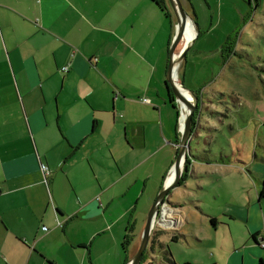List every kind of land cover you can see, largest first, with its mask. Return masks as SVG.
Segmentation results:
<instances>
[{
    "label": "crops",
    "instance_id": "0c3cea01",
    "mask_svg": "<svg viewBox=\"0 0 264 264\" xmlns=\"http://www.w3.org/2000/svg\"><path fill=\"white\" fill-rule=\"evenodd\" d=\"M182 2L196 31L178 68L186 87L189 55L207 57L196 41L212 30L204 33L196 9L211 5ZM176 24L152 0H0V264H127L135 256L179 151L166 83ZM229 38L213 50L223 61ZM204 85L186 87L202 111L218 97L229 105L195 118L194 135L212 131L216 140L213 160L190 157L208 146L190 148L177 187L195 179L198 198L182 206L169 192L149 242L167 246L170 264L179 263L166 231H175L174 244L194 238V264H264V130L253 134L233 91L213 88L212 98ZM184 207L209 219L215 235L224 228V239L187 229L195 219Z\"/></svg>",
    "mask_w": 264,
    "mask_h": 264
},
{
    "label": "rangeland",
    "instance_id": "374dc122",
    "mask_svg": "<svg viewBox=\"0 0 264 264\" xmlns=\"http://www.w3.org/2000/svg\"><path fill=\"white\" fill-rule=\"evenodd\" d=\"M209 4L211 7L204 2V7L196 9L199 19L197 22L202 24L204 33L206 34L210 28L212 29L209 34L201 36L196 41L197 48L205 51L207 57H196L193 59L190 53L188 68L193 71V75L189 73L190 78L186 83V87L189 84H205L206 91L210 93L213 92V88L227 93L233 91L244 102L245 109L243 111L246 118L249 119V126L253 129L254 134L257 129L258 131L264 130V100L261 99L262 96L264 98V0H210ZM169 5L173 14L172 20L177 23V16L170 2ZM185 9L188 13L191 12L188 11L187 7ZM229 35L228 44L233 50L225 52L223 61L221 57L215 53L213 54V52L216 49H220L221 44ZM182 47L183 43L180 49ZM208 50H211V52H208ZM177 77L180 84H183L179 69ZM208 87H210L209 90ZM189 89L194 91L193 89L195 88ZM213 94L211 93L212 98L215 97ZM218 98L220 99L221 97ZM228 98L233 104V98L231 96H228ZM175 101L180 109L179 102ZM183 120L184 117H182ZM193 138L190 142L192 153L199 147L212 145L211 142L214 139L213 136L207 134L204 130L201 131L199 136ZM220 139L224 140L225 138L221 137ZM253 141H255L254 138ZM190 154L191 152H189V156ZM176 158L177 154L174 163ZM225 172L223 171L222 173L226 174ZM225 178L227 179V177ZM207 182H211V180H205L203 183ZM185 185L188 189L182 190L175 187L170 190L171 194L178 197L176 201L182 206H185L189 201V196L195 199L198 198L197 186L199 185L196 180L188 179ZM208 186L213 187V185ZM204 195L205 193L200 196ZM166 199H169L168 196ZM205 206L208 208V205ZM183 209L192 213L195 219L194 222L186 225L187 229H191V231L201 236H207L208 241H222L224 239V236H226L224 228H221L223 231L220 236L215 235L209 219L201 220V216L197 211L189 209V207H184ZM174 232L166 231L164 240L172 246L171 251L175 261L179 264L184 261H190L194 264L195 260L201 258V254H198L199 251L196 249L194 238L182 237L179 244H174L169 238ZM183 234L186 235L187 233ZM141 243L142 240L140 245ZM172 248H174L175 252ZM166 257L165 249L161 245L150 241L144 252V262L142 261L143 263L141 264H170L166 261Z\"/></svg>",
    "mask_w": 264,
    "mask_h": 264
},
{
    "label": "water",
    "instance_id": "95a60500",
    "mask_svg": "<svg viewBox=\"0 0 264 264\" xmlns=\"http://www.w3.org/2000/svg\"><path fill=\"white\" fill-rule=\"evenodd\" d=\"M169 2L175 11V15L177 16V24H176V32H175V35L173 37V40L169 48V63H168V69H167L166 83L171 88V91L173 92V96L175 100H177L180 104V109H179L180 117H182L181 101L186 103L189 110L184 119L183 130L181 132V138L179 140V151H178L177 158H176V161L173 167V169L175 170V178L172 183L170 184L165 183L164 187L157 195V198L155 202L153 203V205L151 206L149 213H148L142 243L137 253L135 254V256L130 261H128L127 264H140L142 257L144 255V252L148 246L155 221L157 220L158 222L163 221L162 218L160 217V214H161L163 205L166 203L165 201L166 196L169 194L170 190L179 186L180 179L183 175V170L185 167L186 159L187 157H189V152L191 148L190 142L192 138L194 137L193 117L197 109L198 98L195 95V93L192 91L190 92L193 95L194 101L187 98L181 92L180 88L177 86L174 76H175V73L177 74L179 64L186 56V53L190 47L189 43H185L182 49H180L182 42L186 35V30L189 25V21H191L194 24V26H195V22L193 21V19L191 18L187 10L185 9V6L182 0H169ZM195 38L196 36L191 40V43L194 42ZM181 85L183 86L184 89H187L183 84Z\"/></svg>",
    "mask_w": 264,
    "mask_h": 264
},
{
    "label": "trees",
    "instance_id": "16d2710c",
    "mask_svg": "<svg viewBox=\"0 0 264 264\" xmlns=\"http://www.w3.org/2000/svg\"><path fill=\"white\" fill-rule=\"evenodd\" d=\"M153 2H155V4L158 6V8L164 13V15L167 17V18H170L172 19L173 17V14L171 12V9H170V5H169V2L168 0H152ZM173 93V92H172ZM171 93V98L173 100V103H174V106L175 108L177 109V116H178V119L180 118V113H179V108L176 104V101H175V98L174 96L172 95ZM195 95L197 96V98L199 99V96L198 94L195 93ZM215 104H217L218 106H216V108L214 109L213 105H211L213 108H207V107H204L203 111H202V108L200 107L199 105V101L197 102V109L195 111V114H194V117H193V135L194 133L196 132V124H197V119L196 116L198 114L201 115L202 112H204V115H214V114H222L224 113L223 111H225L227 108H229L228 106L229 105H223L221 104V102H219V98L216 99V102ZM227 107V108H226ZM206 133H212V131H206ZM201 134V133H200ZM200 134H197V135H194V137L196 136H199ZM220 140V139H219ZM216 141V140H215ZM215 141L214 139L212 140L211 144L212 145H209L206 149H201V151H199V154L195 153V154H191V158L193 159H196V160H203V161H210V160H213V155L210 153L209 151V148H211L214 144H215ZM190 157H187L186 159V162H185V167H184V172H183V175L180 179V183L179 185L182 184V182L185 180V178L187 177V172H188V168H189V164H190ZM259 196L261 198H264V182H263V185H262V188L260 190V193H259ZM176 238V237H174ZM125 241L127 242L128 241V236L125 238ZM161 247L163 249H165L167 255L170 256V250L167 248V246H165L164 244L161 243ZM144 256V255H143ZM182 264H192L191 262H184ZM260 264H263L262 262H260Z\"/></svg>",
    "mask_w": 264,
    "mask_h": 264
},
{
    "label": "bare ground",
    "instance_id": "6f19581e",
    "mask_svg": "<svg viewBox=\"0 0 264 264\" xmlns=\"http://www.w3.org/2000/svg\"><path fill=\"white\" fill-rule=\"evenodd\" d=\"M195 36H196L195 26H194V24L191 21H189V25L187 27L186 35H185V38H184L185 39V43H189ZM185 43H184V45H185ZM177 56H178V54H177ZM174 78H175V82H176L177 86L180 88L181 92L187 98H189L190 100L193 101V96H192L191 92L189 90H187V89H184L183 86L180 84L179 80H176V78H177V74L176 73H175ZM181 105H182V117H184V119H185L189 109H188V106L186 105L185 102L181 101ZM183 123H184V120H183ZM174 178H175V170L173 169L171 171L169 177L167 178V184L172 183Z\"/></svg>",
    "mask_w": 264,
    "mask_h": 264
},
{
    "label": "built area",
    "instance_id": "2783aa9c",
    "mask_svg": "<svg viewBox=\"0 0 264 264\" xmlns=\"http://www.w3.org/2000/svg\"><path fill=\"white\" fill-rule=\"evenodd\" d=\"M68 70V67L67 66H64L62 68V71H67ZM142 101L144 102H147L149 101L148 98H143ZM183 121H182V117H180V120H179V131L180 133L182 132L183 130ZM41 168L45 174V178H46V182H47V175L51 172L50 168L46 165V164H42L41 165ZM57 224L61 225L62 223L60 222V220L57 221ZM43 229L47 230L48 227L47 226H44ZM260 245L264 248V237L260 240Z\"/></svg>",
    "mask_w": 264,
    "mask_h": 264
}]
</instances>
